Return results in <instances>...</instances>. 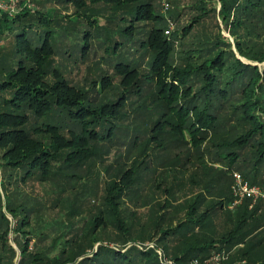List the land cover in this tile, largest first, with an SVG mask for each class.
<instances>
[{
    "label": "trees",
    "instance_id": "trees-1",
    "mask_svg": "<svg viewBox=\"0 0 264 264\" xmlns=\"http://www.w3.org/2000/svg\"><path fill=\"white\" fill-rule=\"evenodd\" d=\"M26 1L21 0L24 8L16 15L0 14V36L8 34L15 40L8 55L11 60L0 62V149L5 150L0 156L4 198L0 193V232L9 249L0 256V264H14L17 256L8 243L11 227L6 213L16 220V237L24 238V242L17 239L19 264H162L153 249H120L136 242L126 237L130 228L122 221L123 199L139 186L134 183V164L122 167L120 163L115 174L108 166L107 174L113 178L103 192L105 209L99 208V215H92L86 202H78L80 170L93 172L96 164L110 159L113 149L120 152L119 146L130 137L136 148L142 135H152L140 142L144 155L151 144L160 145L168 136L171 146L190 144L201 150L208 143L207 152L217 157L213 163L221 161L264 189V71L239 59L218 22L212 27L217 34L207 33L206 25L220 19L234 38L238 54L263 63L264 0H212L215 5L220 3V10L208 8L205 2L195 6L201 14L182 32L183 39L192 38V48L177 64L173 60L176 39L164 35L166 18L156 13L151 0H87L103 5L102 10L90 8L86 0H57L59 5L76 7L72 17L55 9L34 11L24 5ZM55 17L68 21L60 28L58 22L54 24ZM103 19L106 24L101 25ZM147 23L153 25L146 31L143 26ZM200 33L203 37L196 42ZM95 39L105 55L101 59L113 65L115 74L101 71L88 87H80L73 83L68 66L84 63ZM4 56L0 51V59ZM56 56L62 60L57 61ZM116 75L121 78L118 84L113 83ZM155 116L157 120L149 126L147 121ZM139 118L142 123L138 126ZM116 161V165L123 161L122 156L117 155ZM30 180L48 189L43 201L29 207V199L20 197L18 189ZM72 193L76 194L72 197ZM200 199L197 196L187 202V217L175 228L161 229V223L154 233H160L158 243L179 264L204 259L216 249L243 245L264 222V216L258 218L252 232L239 234L257 210L264 208L259 203L249 211L250 202L245 201L238 207L237 230L217 241L191 239L188 235L194 230L210 224V211L215 206L222 209L224 201L231 203L233 197L227 193L202 214ZM171 206L168 202L164 208ZM64 212L66 219L54 221L57 226L48 224V232L39 237L49 240V245L32 250L31 239L38 234L36 223L48 216L58 219ZM102 217L107 222H100ZM61 226L62 231L54 235V229ZM109 226L116 231L113 241L118 247L102 245L94 251L96 243L108 242L96 236L98 229ZM44 249L52 253H44ZM251 253L244 250L241 256L248 264H257Z\"/></svg>",
    "mask_w": 264,
    "mask_h": 264
},
{
    "label": "rangeland",
    "instance_id": "rangeland-1",
    "mask_svg": "<svg viewBox=\"0 0 264 264\" xmlns=\"http://www.w3.org/2000/svg\"><path fill=\"white\" fill-rule=\"evenodd\" d=\"M151 1L154 4L156 13L166 18L164 35L167 36L168 39H176L175 49L173 52V60H175V64H177L179 57L185 54L184 52L187 49L192 48V38L190 37L183 39L182 32L185 27L194 25L193 21L201 14V12L196 10L195 6L205 2L208 8L216 6L220 10L221 7L219 2H217L215 5L212 0ZM26 2L27 3H24V5L28 8H32L34 11L43 10L42 12H46L48 9H55L57 10L58 14L60 13V15L63 16L71 15V17L76 13V7L73 4L59 5L57 0H27ZM86 2L88 1L86 0ZM9 3L10 2H7L6 0H0V14L9 13L16 15V13L24 8L20 5L21 0H17L15 6L10 5ZM165 3L170 4V8L168 10L165 9ZM2 4L5 5V8L2 6ZM88 6L97 10H102L103 8V5H93L89 2ZM55 20L56 21L54 24L58 22L59 27L61 28V26H64L68 21V18L61 19L60 17H55ZM215 22L219 23L222 34L230 39L232 43V49L237 54L239 59H241L246 64L259 67L260 72H263L264 62L260 63L249 61L242 58L238 54V51L235 47L234 38L231 37L228 30H225L220 19L207 21V33L210 31L214 34L218 33L216 27L212 29V27L216 24ZM104 24H106L105 19L101 21V25ZM152 25V23H147L143 26L144 30H149ZM197 29L198 27L195 28L194 33L197 32ZM167 30L170 31L169 34L166 33ZM204 31L206 33V30ZM201 33L203 34L202 30ZM201 33L196 37V42L203 37L201 36ZM13 47H15V40L13 36H9L8 34L7 36H0V51H2L5 55L4 58L2 57V59H0L1 64H5L7 61L9 62L11 60L8 55L12 52L11 50H13ZM57 56V61L58 58L62 60V57ZM104 56L105 55L103 54V50L100 48L99 41L95 39L92 42L91 52L88 59L84 63L79 61L77 66H68V70L73 72V83L80 87H88L89 83L94 78H96L97 75L101 73V71L107 72L110 76H113V74H115L113 65H109V63L107 64V59H101ZM147 61L148 59L145 60L144 63L142 62L144 66V73H147ZM120 79V76H117L113 83L118 84ZM98 89L101 90L99 87ZM154 120H157V116H155L152 121L148 120V125L151 126ZM141 121V118L137 119L136 125L139 126V124L142 123ZM150 137H152L150 133H148V136L142 135L139 138V143L136 148L131 146L130 142L132 137L127 138V143H124L122 146L115 145L116 147L119 146L120 152L113 149L110 159H108L103 164H96V166L94 165L95 168H92L93 172L88 173L85 169L80 170L79 175H81L83 178L78 182V185H76V192H80L78 202H86L88 208L90 207L92 210V215H99V208H103L102 210L105 209V206H103V196L105 194L103 192L113 178L110 173L107 174V169L109 168L108 166H111L110 172L115 174L117 169L120 168V163L122 167H125V165L132 166L134 164V168H136L134 175L136 181L134 183H139V186L135 192H131V194L129 193L130 196L123 199L124 203L122 206V213L124 218L122 217V221L127 223V228H130V231L128 234H126V237H129L136 242H130L120 247V249L125 248V251L134 247L140 250L153 249L157 253L159 261L162 264H179L171 255H168L164 251L162 245L158 243L161 235L160 233L154 234L157 226L162 223L161 229H167L169 227L175 228L180 221L185 220L187 217V202L192 201L197 196L201 198L199 203V214L205 212L214 203L220 202L223 196H225L227 193L231 194L233 173L239 171H236V169H228L221 161H219V163L217 162L216 164L213 163L217 157L214 154L213 156H210L207 152L208 143H204L201 147V150L194 149L190 144L184 146L181 143H177L176 146H171L168 141L170 140L169 136L164 140V142H162V144L160 143V145L157 143L151 144L150 150L148 153L146 152V155H144L142 154L144 144H140V142H143L145 138ZM120 143H123V141H120ZM4 151L5 150L0 149V156ZM117 155L120 157L122 156V160L124 162L119 161V163L116 165ZM47 189L48 187L42 183L30 180L26 185L20 184L18 190L22 192L19 194L20 197H23L26 201L29 199L27 202L28 206L30 207L36 204V202H40L41 200L43 201L45 199L47 196ZM0 193L2 195V200H4L1 184ZM75 194L76 193H72V197ZM20 197L17 199L18 202L21 200ZM168 202L172 203V206L166 210L164 206L167 205ZM255 209H257V207L250 208V205L248 207L249 211H253ZM210 212V224H208V226L205 228L194 230L190 235H188L191 236V239H196L200 242H210L213 240L217 241L227 232L238 229V218L240 216V210L238 207L230 208V203L224 201L222 209H220L219 206H215ZM263 216L264 208H260L257 210V215H255L254 219L249 220L247 224H245L243 228L239 230V234L245 235V233L252 232V230H254L258 224V218L262 220ZM6 217L10 221L11 227L8 243L17 252V256L14 259V264H19L20 250L17 247V239L24 242V238L23 236L16 237V233L14 232L16 228V220H14L13 216L9 213H6ZM36 217L37 215L31 218L32 222H35ZM50 218L51 217L48 216L39 224L36 223L35 227L38 228V234L36 237H32L31 239L32 250L35 248V246L42 248L43 245H49V240L42 241L39 238L40 235H44L46 232H48V224L51 226H57L55 223L56 221L61 222L65 220L66 213H60L58 219H55V216H52L54 220H51ZM100 222H107V218L102 217ZM63 227L64 226H61L58 229L55 228L53 234L55 235L56 232L59 233V230L62 231ZM115 233L116 231L113 226H109L106 229L103 227L99 228L96 236L102 238L104 241L107 240L108 242L96 243L94 246V251H97L102 245L117 248L118 244L113 241L115 240ZM1 234L2 233L0 232V256L2 254H6L9 251L8 245L4 244L5 241L1 238ZM152 235L154 236L149 239V241L141 242L142 240L148 239ZM109 242L110 244H108ZM45 246L44 248H46ZM217 246H219V244H217ZM251 246H253V249H251ZM172 248L173 247H171L170 250H172ZM244 250L252 251L251 254H254L255 257L253 255V257L251 256V259H254V262L257 264H260V261H264V222L262 225L260 224V227H258L256 231L246 239L243 245L238 247L234 246L231 250L222 249L218 251L216 249V251H214L210 256L205 257L204 259H197L201 261L221 253L224 254V257L228 263L233 261L237 262L242 259L247 260L246 257L242 258L241 256V253H243ZM43 251H45V249ZM34 252H36V250H34ZM44 253L51 254L52 251L50 252L49 250H46ZM91 253H93V251ZM8 255L11 256L10 253ZM82 259L83 258H81L79 261ZM192 262H190V264H192Z\"/></svg>",
    "mask_w": 264,
    "mask_h": 264
},
{
    "label": "built area",
    "instance_id": "built-area-1",
    "mask_svg": "<svg viewBox=\"0 0 264 264\" xmlns=\"http://www.w3.org/2000/svg\"><path fill=\"white\" fill-rule=\"evenodd\" d=\"M10 2V5L17 3V0H6ZM5 2V1H4ZM165 9L170 8L169 3H165ZM2 6L5 5L2 4ZM167 34L170 33L169 30L166 31ZM231 193L233 200L230 203V208H237L244 204L245 201L250 202V208L256 207L259 203L264 206V189L258 185L251 184L240 172L233 173V185L231 188ZM192 264H248L247 260H240L237 262H227L224 254L218 253L213 257L205 260L195 259Z\"/></svg>",
    "mask_w": 264,
    "mask_h": 264
}]
</instances>
